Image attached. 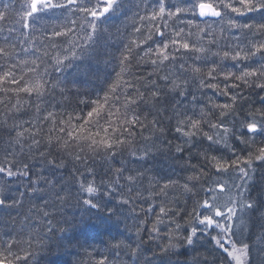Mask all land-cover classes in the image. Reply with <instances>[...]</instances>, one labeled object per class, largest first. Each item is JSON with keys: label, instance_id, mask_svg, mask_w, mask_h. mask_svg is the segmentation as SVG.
Listing matches in <instances>:
<instances>
[{"label": "snow or ice", "instance_id": "snow-or-ice-1", "mask_svg": "<svg viewBox=\"0 0 264 264\" xmlns=\"http://www.w3.org/2000/svg\"><path fill=\"white\" fill-rule=\"evenodd\" d=\"M0 4L2 22L14 5ZM21 8L0 28V264L73 246L57 236L73 201L106 208L101 228L117 212L135 220L131 243L80 245V264H217L216 249L219 264H264V186L251 194L264 166V0ZM205 237L215 248L200 250Z\"/></svg>", "mask_w": 264, "mask_h": 264}, {"label": "trees", "instance_id": "trees-1", "mask_svg": "<svg viewBox=\"0 0 264 264\" xmlns=\"http://www.w3.org/2000/svg\"><path fill=\"white\" fill-rule=\"evenodd\" d=\"M4 3L14 5V7L9 9L8 12L9 18L5 21L0 22V28H3L5 31H7V29L15 23V21L20 19L22 15L21 4L23 3V0H4ZM0 10H3L2 4H0ZM126 14L131 15V12H127ZM123 21H124V16L117 15L111 17L106 23L114 25V27L111 30L115 31V27H120L123 30V23H122ZM16 27L19 28L20 24H16ZM37 27L39 26L37 25ZM37 35H39V33H37ZM54 54L55 53H53V55ZM108 71H111V69H108ZM53 75L55 76L57 74L53 73ZM82 87L86 88L87 91H89V88H87V86H82ZM94 92L95 90L93 91V93ZM93 96L95 97V95ZM220 99L221 100L223 99V101H225L227 98H220ZM9 158L11 159V157ZM2 159H3V152H0V160ZM256 166H257V171H256L255 183L253 186L256 187L258 190L260 189V187L264 186V166H261L260 164L257 163ZM17 187H19V185L13 183L12 185L13 191H15ZM254 190L255 188L251 191L252 195H255L257 193ZM85 198H87V194L85 195ZM104 199L105 201H107V207H112V208L117 207L116 200L109 201L107 197H105ZM79 205H77L75 201H73L67 206H65L62 210V217L63 219L67 220L68 223H61L60 225H58V227H63L67 229V231L63 233L57 232V236L64 238L65 242L68 238H70L72 240L73 246L57 247L56 243L49 242L47 248L42 250L41 249L36 250L37 254L34 264H58L54 254L56 252V249H58L62 253L61 258L63 259L60 264H77L78 259L84 261H87L88 259L87 256L83 254V249L80 247V245H84L89 252L93 253V255H95L96 252L107 254L109 250H112L110 248L111 245H115L120 241H124L125 243H131L132 239H135V220L133 218L129 217L128 219H125L124 217L120 216L119 212H117V215L112 216L111 220L107 222L105 227L101 228L98 226V223L100 221L98 219L102 215V213L99 212L100 210L95 208H90L89 206L84 205L83 203L82 205L80 206ZM77 209L78 210L80 209L78 214H77ZM104 210H106V208ZM123 211H126V209H123ZM104 215H106V217L109 216L108 214H104ZM99 235H101L102 237L104 236L107 239L102 241L100 240ZM94 239H96V241H94ZM77 241L79 243H77ZM101 241L102 243H100ZM103 242H106L107 245H109V250L106 249V246H103ZM100 244H102V246H100ZM202 244L203 247L200 250L203 249L205 251V249L211 250L215 248V245L211 243L209 237H205L204 240L202 241ZM133 246L135 245L133 244ZM61 253H59L58 256ZM215 254L221 256L222 259H224L225 257V254L222 252V250L219 249H216V251L212 253L213 257H215ZM114 256H115V251L113 250V257ZM124 256L125 255L123 254V252H121L120 258ZM97 258L99 259L98 256ZM128 259L129 257L127 256V259L125 261H127ZM253 259L255 260V254L253 256ZM216 261L217 264H219V260Z\"/></svg>", "mask_w": 264, "mask_h": 264}, {"label": "bare ground", "instance_id": "bare-ground-1", "mask_svg": "<svg viewBox=\"0 0 264 264\" xmlns=\"http://www.w3.org/2000/svg\"><path fill=\"white\" fill-rule=\"evenodd\" d=\"M118 19V18H117ZM106 70L103 68V66H101L100 67V69H99V74H103L104 72H105ZM108 71V70H107ZM67 75H69V76H71V73H68ZM85 86H87V88H89V91L90 92H93L94 90H96V89H98V87H99V81H92L91 83H89V84H87V85H85ZM92 98L94 99L95 97L94 96H92ZM85 111H87V109H85ZM80 205H82V202L80 203ZM79 205V206H80ZM100 213H102V215H101V217H99V219L98 220H100L102 217H106V215H104V214H108V215H110L106 210H103V211H99ZM115 220V219H114ZM116 221V220H115ZM112 222H113V220H112ZM132 230H134V229H132ZM131 230V231H132ZM100 236V240H105V239H107L106 237H102L101 235H99ZM99 238V237H98ZM97 239V238H96ZM96 239H94V241H96ZM102 241L100 242V243H102ZM157 243H159V241L157 242ZM100 246H102V244H100ZM103 246H106V249L107 250H109V245H107V243L106 242H103ZM147 247V246H146ZM201 251H204L203 249L201 250ZM219 259H218V258ZM82 258V257H81ZM97 258V257H96ZM215 258H216V260H221L222 259V257L221 256H219V255H217V254H215ZM98 259V258H97ZM182 259V258H181ZM80 261H82V260H79L78 259V261H77V264H80Z\"/></svg>", "mask_w": 264, "mask_h": 264}, {"label": "rangeland", "instance_id": "rangeland-1", "mask_svg": "<svg viewBox=\"0 0 264 264\" xmlns=\"http://www.w3.org/2000/svg\"><path fill=\"white\" fill-rule=\"evenodd\" d=\"M221 101H223V99H222ZM256 163H257V164H260L259 162H256ZM261 185H262V184H261ZM254 188H255V190H254L255 192H257V191L259 190V189L257 190V188L254 187V186L252 187V190H253ZM252 190H251V191H252ZM85 195H86V194H85ZM185 199H187V198L185 197ZM137 203L139 204V202H137ZM145 207H146V205H145ZM79 210H80V209H79ZM79 210L77 209V214L79 213ZM138 215H139V213H138ZM140 218H143L142 215H141ZM144 238H145V239L147 238L146 233L144 234ZM129 239H130V238H129ZM59 253H61V252H60L58 249H56V252H55L54 254H55V258H56L58 264H60L61 261H62V259H63V258H61L62 253L58 256ZM121 259L125 261V260L127 259V256H124V257H122Z\"/></svg>", "mask_w": 264, "mask_h": 264}]
</instances>
